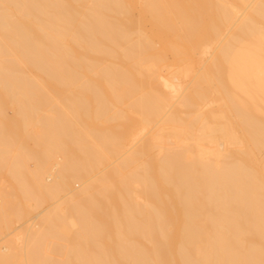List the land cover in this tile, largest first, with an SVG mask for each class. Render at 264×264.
Returning <instances> with one entry per match:
<instances>
[{
    "label": "bare ground",
    "instance_id": "obj_1",
    "mask_svg": "<svg viewBox=\"0 0 264 264\" xmlns=\"http://www.w3.org/2000/svg\"><path fill=\"white\" fill-rule=\"evenodd\" d=\"M132 1L0 0V97L19 116L0 145L23 153L29 134L41 148L25 157L38 160L31 183L10 165L24 199L40 207L122 155L53 203L22 246H1L0 264H264V0L236 21L237 0H141L139 19L173 57L233 27L185 88L157 70ZM127 111L157 127L136 150ZM50 151L63 157L53 179Z\"/></svg>",
    "mask_w": 264,
    "mask_h": 264
},
{
    "label": "rangeland",
    "instance_id": "obj_2",
    "mask_svg": "<svg viewBox=\"0 0 264 264\" xmlns=\"http://www.w3.org/2000/svg\"><path fill=\"white\" fill-rule=\"evenodd\" d=\"M134 1V2H133ZM132 2V10H133V13H132V15L134 16L133 17V19L135 20V22H137V20H139V21H141V20H143V21H145L144 22V26L146 25V27H144V26H142L143 24H142V22H141V24L142 25H140V26H142V28H143V30H144V32L146 33V32H148L147 34H148V36H149V38H150V41L152 42V44L153 45H155V44H157L158 45V47H157V45H155V46H153L154 48H153V51L155 52V55H154V59H157V58H159L160 59V61H161V58H162V55H164L165 53V55L166 56H163V58H164V60L162 61V62H160L158 59L156 60L160 65L159 66H161L160 68H157V70H162L163 72H161V70L159 71V73L160 74H162V75H164L166 78H168V79H174L175 78V76L177 77V79L181 82V83H183V84H181V86L183 87V88H185L186 86H188L190 83H191V81H192V79H193V81H194V78H195V75H196V77L198 76L196 73H198L199 75H200V73L199 72H203V70L202 69H205V68H203V66L204 67H206V64H209V62H211V60H212V54L214 53V51H215V53H216V46L218 45H221V44H218V42L220 43V41H221V43H222V39L226 36V34H228L230 31H229V28H231L230 26H229V28H227V27H225L226 28V31L224 30V34H225V32H226V34L224 35L223 33L221 34V38L219 37L218 39H215V40H213V41H215V42H213V41H211V44L209 43V44H207V45H205V46H203V47H201V48H199L198 50H199V52H196L197 51V49L196 50H191V51H188L187 53L189 54V57H187L188 56V54L187 53H184L183 55L182 54H180V56H178L177 54H175L174 53V56H178V57H173L172 56V54H171V52L169 51L168 52V48H163V42L162 43H158V41H160V39L158 38V36L157 35H154L155 36V38H154V36H152V32L151 31H149V30H154V26H153V24L151 25V23H150V20H147V22H146V20H144V18H142L141 20L139 19V17L141 18L142 17V15L140 16V11L142 10V1L141 0H133ZM138 1V2H137ZM238 1H239V3H238ZM245 2H246V0H244ZM244 1H240V0H237V2H236V4L238 5L236 8L239 10V9H241V11H242V9H243V12L246 10V11H248V7H249V5L252 3V2H254V1H252L251 3L249 2L250 0H248L247 2L249 3V4H247V2H246V4H245V2ZM242 2V3H241ZM244 2V3H243ZM138 3H140V5L138 4ZM138 4V5H137ZM245 5V6H244ZM248 5V6H247ZM239 6H241V7H239ZM251 6V5H250ZM247 7V8H246ZM235 8V9H236ZM233 10V12H232V14H231V16L233 17L232 19H233V21H236V19L240 16V15H238V13H240V14H242L243 12H240V10L236 13V11L237 10ZM139 12H138V11ZM232 11V10H231ZM235 11V12H234ZM139 13V14H138ZM141 13H142V11H141ZM233 13H235V14H237V17H236V15L235 14H233ZM236 18H235V17ZM138 17V19H135V18H137ZM149 21V22H148ZM136 27H137V25H136ZM135 27V29L137 30L138 28H139V26L136 28ZM141 27H140V29H142ZM224 28V29H225ZM149 29V30H148ZM232 29H233V27L231 28V31H232ZM143 30H142V32H143ZM228 30V31H227ZM138 31V30H137ZM137 31H135L136 33L134 34L135 36H134V38L136 39V38H138V36H136V34H138L139 32H137ZM154 32V31H153ZM155 34V33H154ZM159 39H157V38ZM223 37V38H222ZM154 38V39H153ZM151 39H153V40H151ZM220 39V40H219ZM158 40V41H157ZM218 40V41H217ZM153 41L155 42V43H153ZM157 41V42H156ZM212 42H213V44H212ZM216 42H217V45H216ZM163 46H162V45ZM211 46H212V48H211ZM157 47V48H156ZM204 47H205V49H204ZM208 47V48H207ZM159 48V49H158ZM217 48H219V47H217ZM163 49V50H162ZM164 49H166L167 50V52L169 53H167V52H165V50ZM160 50H162V51H164L165 53H163L161 56H158V55H160V54H157L156 53V51H158V52H161L162 53V51H160ZM218 50V49H217ZM212 51H213V53H212ZM194 54H192V53ZM210 53V54H209ZM170 54H171V56H170ZM185 54L187 55V56H185ZM197 54V55H196ZM182 55V56H181ZM210 55V56H209ZM215 55V54H214ZM157 57V58H156ZM168 57V58H167ZM181 57V58H180ZM153 59V60H154ZM166 59H168V60H166ZM176 59V60H175ZM180 59V60H179ZM193 61H192V60ZM210 59V60H209ZM152 60V61H153ZM166 60V61H165ZM177 60H178V63L179 64H176L177 63ZM190 60V61H189ZM207 60H209V61H207ZM165 61V62H164ZM168 61V62H167ZM172 61V62H171ZM182 61V62H181ZM197 61V62H196ZM153 62H155V61H153ZM151 63V61H150V63L151 64H154V63ZM175 62V63H174ZM191 62V63H190ZM193 62V63H192ZM208 62V63H207ZM156 63V62H155ZM162 63V64H161ZM168 63H169V65H171V66H169L168 65ZM171 63V64H170ZM186 64V65H185ZM198 64V65H197ZM155 65V64H154ZM163 65H165V66H163ZM173 65V66H172ZM177 65V66H176ZM184 65V66H183ZM192 65H194V66H192ZM158 66V64L155 66V67H157ZM169 67L168 69V71L170 72H168V71H166L167 70V67ZM175 66V67H174ZM182 66V67H181ZM191 66V67H190ZM163 67V68H162ZM188 67H190V68H188ZM171 68V69H170ZM182 68V69H181ZM194 68H195V70H194ZM172 70V71H171ZM174 70V71H173ZM200 70V71H199ZM166 71V72H165ZM165 72V73H164ZM173 74H172V73ZM177 72H179V73H181V74H177ZM183 72V73H182ZM190 72V73H189ZM193 72V73H192ZM175 73L177 74V75H175ZM189 73V74H188ZM172 76H173V78H172ZM180 76V77H179ZM170 77V78H169ZM183 78V79H182ZM170 79V80H171ZM196 79V78H195ZM192 81V82H193ZM52 97V96H51ZM1 98H3L2 100H0V108L2 107V111L0 110V114H1V112L3 113V114H6V115H3V116H0V126L2 127V129L4 128V127H6V126H11L12 124L10 123V122H13V120L15 121V119L17 120V119H19L18 117H17V113H16V111H17V107H16V105H15V103L16 102H14L12 105H10V103H12V102H9L10 100H12V99H10V98H7V99H5V97H0V99ZM49 98V97H48ZM47 98V99H48ZM54 98V102H56V98L55 97H53ZM52 98V99H53ZM46 99V98H45ZM45 99H43L44 100V102H47ZM4 100V101H3ZM7 100V101H6ZM9 100V101H8ZM2 101V102H1ZM13 101H14V99H13ZM18 101V100H17ZM48 101H49V99H48ZM58 101H59V103H60V100L58 99ZM5 102H7V104L5 103ZM54 102L52 101V103L54 104ZM51 103V104H52ZM6 106H5V105ZM10 106H9V105ZM50 104V103H49ZM57 104H58V102H57ZM3 105V106H2ZM8 105V106H7ZM215 105V106H214ZM212 106V105H211ZM211 106H210V108H211ZM216 104H213V108L212 109H214V108H216ZM9 107H10V110H9ZM13 107V108H12ZM4 108H5V112H4ZM209 107H208V109H210ZM8 112V113H7ZM130 112V111H129ZM128 111H127V113H128V115L131 117V119L133 118V120H136L137 121V124H136V121H134L135 122V124H136V128L134 127V129H133V131H131V135L129 136V138L126 140V151H128L130 148H131V150H136L137 148H138V146H141L142 145V143L144 142V139H147V138H149L150 136H151V134L154 132V128L156 129L157 127L154 125V124H152V125H147V124H145V123H140L139 122V120H140V118H139V114H137L136 112H132L133 114H131V113H129ZM126 113V112H125ZM136 113V114H135ZM2 115V114H1ZM136 115V116H135ZM138 115V116H137ZM16 116V117H15ZM7 119H6V118ZM11 117V120L12 121H10V118ZM12 117H14V119L12 118ZM138 117V118H137ZM135 118V119H134ZM6 119V120H5ZM9 119V120H8ZM139 119V120H138ZM10 121V122H9ZM138 122H139V124H138ZM143 122V121H142ZM7 124V125H5V124ZM10 123V124H9ZM3 125V126H2ZM153 125L155 126L154 128H153ZM31 126H29L28 127V129L29 130H27L26 132L24 131V133L22 132V130L20 131L21 133H23V136H24V134L25 133H30L31 131H30V128ZM4 129H7L8 130V128L6 127V128H4ZM3 129V130H4ZM150 129V130H149ZM151 129H153V131L151 130ZM140 130V131H139ZM149 130V131H148ZM30 131V132H29ZM19 132V133H20ZM148 132H151V134H150V136H149V133ZM20 133V136H22V134ZM148 134V136H146ZM14 135V134H13ZM31 135V134H30ZM19 136V135H18ZM27 136V139H24L25 137H23V139L24 140H27L26 142H24V144H26L27 142V144H29V148L31 149V150H29V148H26V147H24V148H26V149H28L27 151H26V149L24 150V152L22 153L21 152V149L20 148H18V146H20V143H18L17 141H16V143H10V144H17V145H11L10 146V144H8L10 147H11V150H10V147L8 148V147H6L7 146V144H6V146L4 145V146H1V145H3V144H1L0 146H1V148H0V155H1V157H0V200H1V203H0V206L2 205V207H3V205H4V207L3 208H1L0 207V247L2 246V247H4L5 245L7 246V244L6 243H8L9 241H14V243H18L17 245L18 246H22L23 245V241H24V239H25V237L27 236V231L30 229L31 231H33L36 227H37V225L39 224V221H40V219H41V217H42V215L43 214H45L47 211H50L52 208H53V206H52V204L53 203H55L56 202V204H57V201H59L60 202V200H58V199H62V197H63V199H64V197L65 196H69V195H71L72 193H73V190L75 189L76 191H79L78 189V187L81 185V187H82V185L83 184H81L82 182H84V181H87L86 179H90V178H92L93 177V175H94V177L96 176V175H98V174H100V170L101 171H103L104 172V170L105 171H107L109 168H111L113 165H115L116 164V162H117V160H116V158L117 157H115V158H113V160H110V161H108L106 164L107 165H105V166H102V167H99L98 169H95V171L94 172H92V174H90V175H88V176H85L83 179H82V181L80 182V181H78V183H77V181L76 180H73L74 181V184L73 183H71V186H72V188H67V189H65L63 192H61L59 195H58V198H53V199H50L49 198V200L47 199V201L46 202H44V204L42 205V206H40V207H37V200H35V198H31V199H24V197H23V194H22V191H21V188H20V183H27V182H30L31 183V176H30V173H28V172H31L33 169H34V166H36V162H38V160L36 161V160H34V159H36V158H34L36 155H37V152L36 151H40V147H37L38 146V144H33L34 142L36 143L37 141H36V139L35 138H33L32 139V137H34V135H31V136H29V134L28 135H26ZM143 136H145V137H143ZM28 137H31V139L30 138H28ZM147 137V138H146ZM139 138V139H138ZM144 138V139H143ZM22 139V140H23ZM28 139H30V140H34L33 142L32 141H30V140H28ZM140 140V141H139ZM148 140V139H147ZM139 141V142H138ZM141 141H142V143H141ZM138 142V143H137ZM27 144L25 145V146H27ZM133 144V145H132ZM140 144V145H139ZM34 145H37L36 147L38 148V149H36V147L34 146ZM134 145H136L135 147H136V149H135V147L133 148V147H131V146H134ZM4 148V150H2L3 148ZM17 147V148H16ZM21 147V146H20ZM23 147V146H22ZM127 147H129V149L127 148ZM8 150H7V149ZM133 148V149H132ZM18 149V150H17ZM19 149H20V151H19ZM36 152V155H35V152ZM45 150V149H44ZM44 150H41V151H44ZM47 150H49V149H47ZM47 150H45V152H47ZM10 151V152H9ZM11 151H14V152H11ZM17 151V152H16ZM29 151V152H28ZM32 151V152H31ZM8 153V156H6L7 154H5V153ZM19 152V153H18ZM27 152H28V154H27ZM2 153H3V155H2ZM10 153V154H9ZM32 153H34L33 155H34V157L32 156V157H30L31 159H29V158H26L25 159V157H27L29 154H32ZM25 154H26V156H25ZM42 154H44V152L42 153ZM47 154H54L53 152H51L50 151V153H47ZM263 154L264 153H262L260 156L262 157V158H264L263 157ZM11 155V156H10ZM23 155V156H22ZM46 155V154H45ZM14 156H15V158L17 159H15L14 158ZM21 156L24 158V159H22L21 158ZM60 155H58V154H56V155H52V156H47V159L49 158L50 159V157H52V159H50V161L51 162H47V161H49V159L47 160L46 158H45V161L44 162H47V164H49V165H47V167H45V168H43L44 170H45V172H46V174H45V177L46 178H48L50 175L49 174H54L53 172H51L52 170L50 169V168H52L53 167V165L55 164V163H60V161H61V158H63L62 157V155L59 157ZM122 155H120V156H118V158L117 159H119L120 157H121ZM56 157V158H55ZM57 157H58V160H57ZM33 159V160H32ZM112 159V158H111ZM6 162H5V161ZM13 160H16V162L18 161L19 163H17L18 164V166H19V164L21 163L22 164V166L26 169V170H28V171H26V174L25 175H21V177H20V183L18 182V180H16L17 178H15V176L14 177H12L11 178V173H10V171H9V169L10 168H12V166L10 167V165H13L14 163H16L15 161H14V163H12L13 162ZM60 160V161H59ZM116 160V161H115ZM2 161V162H1ZM34 161H36V162H34ZM54 161V162H53ZM56 161V162H55ZM119 161V160H118ZM5 162V163H4ZM113 162V163H112ZM115 162V163H114ZM12 163V164H11ZM36 163V164H35ZM53 163V164H52ZM8 164V165H7ZM16 164V165H17ZM52 164V165H51ZM113 164V165H112ZM44 165V164H43ZM109 165H112V166H109ZM15 166V165H14ZM22 166L20 165V167L22 168ZM44 166H46V164L44 165ZM43 166V167H44ZM48 166H49V168H48ZM109 166V167H108ZM17 167V166H16ZM15 168V167H14ZM16 169V168H15ZM50 169V170H49ZM9 171V172H8ZM10 174V175H9ZM101 175V174H100ZM52 177V176H51ZM51 177H49L48 179H53V178H51ZM72 181V180H71ZM76 181V182H75ZM77 188V189H76ZM81 189V188H80ZM74 190V191H75ZM6 193H5V192ZM4 192V193H3ZM10 194V195H9ZM7 195V196H6ZM9 196V197H8ZM11 196V197H10ZM7 198L8 197V199L6 200V202L8 201V203H10L9 205L4 201L5 199H2V198ZM11 198V199H10ZM11 200H12V202H11ZM3 201H4V204H3ZM36 201V202H35ZM6 204V205H5ZM8 206V207H7ZM1 209H2V211H1ZM2 224V225H1ZM3 229V230H2ZM2 230V231H1ZM30 231V232H31ZM21 238V239H20ZM12 239V240H11ZM49 241H51V239H49ZM53 241V240H52ZM57 258H62V256H56Z\"/></svg>",
    "mask_w": 264,
    "mask_h": 264
}]
</instances>
